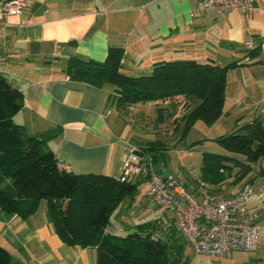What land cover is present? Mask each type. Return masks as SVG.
Returning a JSON list of instances; mask_svg holds the SVG:
<instances>
[{
  "label": "crops",
  "instance_id": "crops-1",
  "mask_svg": "<svg viewBox=\"0 0 264 264\" xmlns=\"http://www.w3.org/2000/svg\"><path fill=\"white\" fill-rule=\"evenodd\" d=\"M2 2L0 72L23 95L13 121L27 134L45 137L46 146L71 172L118 177L131 147L117 133L111 86L101 88L66 74V60L74 55L103 60L111 46L123 47L121 70L132 75L150 73L161 60L237 62L228 72L226 125L218 133L253 120L264 124V0L249 12L227 13L201 9L198 0H24L22 12L9 15L1 13ZM256 48L258 53L250 55ZM135 180L149 189L148 177ZM251 183L255 196L246 212L260 233L247 264L254 259L264 263V176H254ZM242 185L225 194L237 193ZM42 201L27 218L0 207V245L10 251L12 264H96L95 247L62 241L48 208L41 209ZM143 206L150 213L142 222L175 220L169 211Z\"/></svg>",
  "mask_w": 264,
  "mask_h": 264
},
{
  "label": "trees",
  "instance_id": "trees-1",
  "mask_svg": "<svg viewBox=\"0 0 264 264\" xmlns=\"http://www.w3.org/2000/svg\"><path fill=\"white\" fill-rule=\"evenodd\" d=\"M259 48L249 54L256 55ZM125 49L111 46L103 60L74 55L65 72L75 81L98 87L111 86L109 101L129 115L137 103L156 101V123H184L185 131L198 119L214 124L224 112L228 72L237 62L215 60H161L152 71L132 75L122 72ZM23 105L22 92L0 72V207L27 218L47 201L49 217L62 241L97 249L96 264H189L186 240L175 220L153 219L128 226L124 235L113 230L112 216L131 199L140 181L106 174L74 173L62 166L46 138L26 133L13 116ZM214 139L228 153H203L199 194H225L231 187L264 176V124L253 120L237 125ZM140 153L157 160L156 151L169 148L164 140L138 145ZM148 177V176H145ZM243 186V185H242ZM0 264H12L10 251L0 245ZM249 264H264L254 259Z\"/></svg>",
  "mask_w": 264,
  "mask_h": 264
},
{
  "label": "built area",
  "instance_id": "built-area-1",
  "mask_svg": "<svg viewBox=\"0 0 264 264\" xmlns=\"http://www.w3.org/2000/svg\"><path fill=\"white\" fill-rule=\"evenodd\" d=\"M259 0H198L201 9L218 13L232 10L249 12ZM24 0H3L1 13H21ZM138 145H131L124 160L121 180L148 176L147 199L174 214L180 233L198 253L231 259L238 251H253L259 240V227L254 216L246 212L247 203L255 196L250 182L232 196L214 193L195 195L173 174L160 175L153 170L150 156L142 155Z\"/></svg>",
  "mask_w": 264,
  "mask_h": 264
},
{
  "label": "rangeland",
  "instance_id": "rangeland-1",
  "mask_svg": "<svg viewBox=\"0 0 264 264\" xmlns=\"http://www.w3.org/2000/svg\"><path fill=\"white\" fill-rule=\"evenodd\" d=\"M156 108V101L137 103L129 115H124L119 113L115 106H111L110 109L117 122V133L124 142L130 145L164 140L169 148L163 152L156 151L157 160L153 163V170L160 175H175L190 192L199 195L195 184L201 175L203 153L206 151L228 153L214 139V136L220 135L218 133L220 129L224 130L221 128L226 125L224 116L214 124H208L202 119H198L188 131H185L184 123L180 125L179 129L173 130V123V125L167 127H159L156 123ZM147 188L148 184L146 182H140L138 191L135 194L136 202L131 205L132 200L127 199L117 209L116 214L112 216V224L110 225L113 230L124 235L130 230L128 226L140 223L146 216H149L150 212L146 213L144 210V203L148 204V210L151 209L152 212L164 209L147 199L145 196ZM207 192L206 190L203 194ZM43 207H47L46 200L42 201L41 209ZM185 250L189 264H237V261H239L238 264H247V257L251 254L236 252L233 259H224L200 254L188 243H186Z\"/></svg>",
  "mask_w": 264,
  "mask_h": 264
}]
</instances>
